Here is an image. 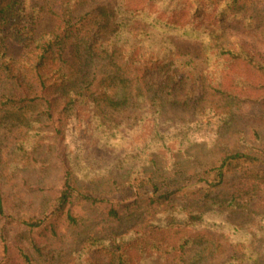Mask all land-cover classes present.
Instances as JSON below:
<instances>
[{"label":"trees","instance_id":"obj_1","mask_svg":"<svg viewBox=\"0 0 264 264\" xmlns=\"http://www.w3.org/2000/svg\"><path fill=\"white\" fill-rule=\"evenodd\" d=\"M244 105L264 118V0H0L3 264H259L264 217L237 213L263 201L264 150L201 165L191 152L194 133L220 134ZM71 118L86 133L76 158ZM53 145L54 203L24 217L4 159L23 168ZM15 226L27 238L13 244ZM63 230L59 260L36 233Z\"/></svg>","mask_w":264,"mask_h":264},{"label":"rangeland","instance_id":"obj_2","mask_svg":"<svg viewBox=\"0 0 264 264\" xmlns=\"http://www.w3.org/2000/svg\"><path fill=\"white\" fill-rule=\"evenodd\" d=\"M50 25V21H44L41 28ZM255 45L256 49H258L257 52L261 55V43L256 42ZM233 69L235 70L237 67ZM261 108L262 105H244V112L238 113L237 119L231 125H226L224 130L218 135L213 131L194 133L191 139L195 142V145L192 146L191 152L198 156V163L201 165L205 162L214 161L220 156V151L224 149L232 150L237 148V151H247L255 148L264 150V118L255 116V113L260 112ZM175 112L168 111V116L178 118L183 116L179 111L176 112L177 114ZM65 137L69 144L72 158L81 155V139L86 137V133L77 127L75 118H71L70 123L66 126ZM12 139V135L2 137L3 146L6 149L10 146ZM7 151H4V155H7ZM59 153V148L53 145L45 154H36L35 162H32L31 165L15 170H12L15 165L13 159L10 157L4 159V170L1 174V180L4 181V191L8 199V206L17 207L21 211L22 216L28 217V215L42 214L41 212L44 209L54 203L64 176V167L59 160ZM249 214L252 215L251 222L257 220L258 215L264 217V198L263 201L254 204L251 212H238L237 220L248 224ZM1 225L2 223H0V264H3ZM13 228L14 230L9 234L11 243H16L20 237H22V240L27 238V234H24L21 227L15 226ZM63 233L65 236H60L61 238L59 237L58 239L43 237V233H36L37 238L42 241L49 242V240H52L49 248L59 260L67 259L72 253L71 234L67 230H63ZM58 254L61 255L58 256ZM263 262L264 258L261 257L259 264H263Z\"/></svg>","mask_w":264,"mask_h":264}]
</instances>
